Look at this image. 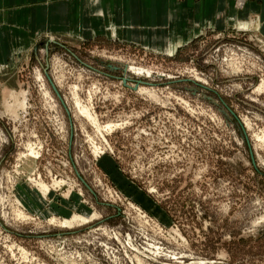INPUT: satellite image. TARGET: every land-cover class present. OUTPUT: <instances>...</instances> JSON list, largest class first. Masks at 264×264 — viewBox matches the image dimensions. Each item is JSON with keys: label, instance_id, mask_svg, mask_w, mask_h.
Listing matches in <instances>:
<instances>
[{"label": "rangeland", "instance_id": "obj_1", "mask_svg": "<svg viewBox=\"0 0 264 264\" xmlns=\"http://www.w3.org/2000/svg\"><path fill=\"white\" fill-rule=\"evenodd\" d=\"M119 4L0 63V264H264V0Z\"/></svg>", "mask_w": 264, "mask_h": 264}, {"label": "crops", "instance_id": "obj_2", "mask_svg": "<svg viewBox=\"0 0 264 264\" xmlns=\"http://www.w3.org/2000/svg\"><path fill=\"white\" fill-rule=\"evenodd\" d=\"M119 2L120 0H0V63L27 48L34 39L35 32L69 30L68 27L80 20L89 29L93 17L112 14V7L119 8L115 16L123 15ZM92 10L99 14L92 13ZM105 27L122 31L112 23ZM64 211L57 214H64Z\"/></svg>", "mask_w": 264, "mask_h": 264}, {"label": "bare ground", "instance_id": "obj_3", "mask_svg": "<svg viewBox=\"0 0 264 264\" xmlns=\"http://www.w3.org/2000/svg\"><path fill=\"white\" fill-rule=\"evenodd\" d=\"M82 110V109H81ZM87 110V109H86ZM86 110H84V112L83 113H87V111ZM86 115H89L88 113L86 114ZM36 157V156H35ZM35 157H34V155L33 154H31V156H29V157H25L26 158V160H25V162H24V164H25V167L27 168V169H32V166H31V164L32 165H34V161H35ZM25 158H23V159H25ZM66 224V223H65Z\"/></svg>", "mask_w": 264, "mask_h": 264}]
</instances>
